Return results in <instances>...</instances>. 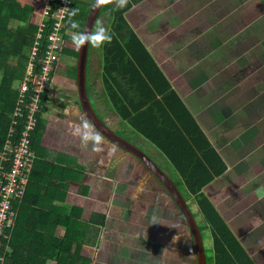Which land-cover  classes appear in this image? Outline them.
<instances>
[{
	"label": "crops",
	"instance_id": "1",
	"mask_svg": "<svg viewBox=\"0 0 264 264\" xmlns=\"http://www.w3.org/2000/svg\"><path fill=\"white\" fill-rule=\"evenodd\" d=\"M154 1L157 5H153L152 0H142L133 4L124 13L126 23L143 43L213 149L226 164L225 171L202 188L203 193L221 217L224 213L229 214L226 217L229 221H224L254 264H264V236L262 231L258 230L259 223H264V202L250 201L257 205L256 208L255 205L253 206L254 210L247 205L229 210L227 197L225 200L222 199L221 203H217L218 201L209 196L211 194L208 190L214 187L218 179H222L225 174L231 173L230 169H233V172L238 171L239 178L246 176L234 188L245 191L244 196H251L249 190L252 188L248 187L250 184L247 186L242 183L251 181L257 175L253 166L257 163L260 153L264 152L262 151L264 130L249 119L243 120L246 114L239 113L231 107L236 106L231 102L234 99L232 96L236 94L235 91L229 98H224L222 95L218 99L211 85L205 86L199 81L202 79L200 75L206 62L200 67L196 65L201 69L194 77L197 79L193 89L197 104L192 102L187 91L182 95L178 85L184 81L186 73L188 74L193 67L187 65L180 68L172 61L174 54L180 56H177L179 59L185 55L192 56V65L201 53L203 55L201 57L208 59V48L212 39H218L214 49L219 48L223 43V38L220 40L217 35L219 32H241L243 31L241 29L246 28L247 8L244 9L243 0ZM255 3L256 6H264L261 0ZM153 8H158L157 16V11ZM259 9L260 7L257 10ZM96 22L98 25V20H95ZM97 25H93L91 29V34L96 38V47L93 52L88 48L86 90L90 104L98 117L115 133L118 130H125L126 135L130 136L127 140L135 145V142L143 143L144 139L139 134L134 135L127 127L122 129L118 114L111 109L102 77L101 44H97V39H103L106 33L100 36ZM94 28L96 32H93ZM186 32L188 34L184 36ZM202 32L208 33L194 37L195 33L199 35ZM80 37L81 34L79 41ZM263 42L264 39L261 40L264 46ZM68 45L78 49L79 42L74 46L70 43ZM185 48L186 52H184ZM76 56L68 55V64L72 62L75 64ZM255 61L254 58L250 66H255L252 76L258 79L260 93H263L264 75H260L264 72L262 67H257ZM208 63L214 65L213 62ZM246 74L243 76L246 77ZM247 79L243 78L241 82L249 81L251 78ZM227 80L231 81L230 77ZM222 81L223 86H232L226 84L225 79ZM50 84V93L44 102L45 109L41 115L40 132H38L40 134L37 133L36 143L32 149L36 156L35 166L38 171L36 176L41 175L40 179L43 180L45 179L42 177L45 176L51 182L58 181L59 184L44 190L48 203L42 209L45 212L52 210L49 205L54 204V201L50 202L48 199L54 195L64 197L63 204L67 207L69 218L82 223L77 224L82 230L89 227V237L82 243L81 254L90 257L91 264H150L146 261H151L152 257H154L152 264H183L180 260L187 253L192 254L193 264H196L189 230L167 190L140 161L103 137L86 119L79 106L74 76L68 72V75L62 79L56 70ZM56 85H58L57 89ZM217 99L223 103L224 108L217 109ZM257 111H260V108H257ZM254 127L259 128L254 129ZM150 145L153 148L149 150L151 154L149 156L172 181H175L176 179L170 176L174 171L173 166L164 159L159 149L152 143ZM51 153H56L53 160L50 158ZM54 165L60 168L58 172L53 170ZM263 170L264 168L260 173ZM188 199H185L187 204ZM232 199L236 201L235 198ZM194 207L198 209L196 202ZM245 210L256 215L261 214L257 217L255 225H250L248 220L245 225L246 222L236 219L235 214ZM70 213L77 215L70 216ZM99 214H104L103 223L100 225L96 223L101 218ZM62 226L55 225L53 234L61 236L66 228V225ZM95 230L97 232L90 236L91 231ZM253 234L255 238H251ZM189 242L192 248H188ZM48 264H54V261H49Z\"/></svg>",
	"mask_w": 264,
	"mask_h": 264
},
{
	"label": "trees",
	"instance_id": "2",
	"mask_svg": "<svg viewBox=\"0 0 264 264\" xmlns=\"http://www.w3.org/2000/svg\"><path fill=\"white\" fill-rule=\"evenodd\" d=\"M141 1L117 0L111 5L108 0H104L96 18L97 21L102 13L109 17V29L103 39H97V44H101L102 77L111 109L118 114L122 129L130 128L133 133L139 134L152 143L173 166V172L176 174V177H172L176 179L173 181L174 184L179 190L182 185L184 199L191 196L198 206L202 219V222L198 223L201 237L202 230L205 228L210 233L212 243L210 262L212 264H254L202 191L206 184L225 171L226 164L213 149L202 129L143 43L126 23L124 13L133 4ZM261 1L264 3V0ZM91 2L92 0H71V11L63 18L59 29L64 44L58 55L74 57L77 55V49L67 45V40L69 43L74 41L78 44L79 34L83 30ZM49 4L53 8L52 3L49 2ZM28 10H31L28 3H21L17 0H0V70H2L0 72V150L7 138L10 126L15 130L12 137L14 144L23 128L27 108L21 107L22 112L19 115L14 114L18 106L17 98L21 85L20 82L16 84V80L27 84L28 89L24 99L30 101L33 96V83L26 80V68L32 62L33 71L40 72L45 47L43 39L53 23L51 17L43 19L39 13L41 19L37 21L43 22V26L41 31H38L37 22L28 23L26 21L29 15ZM11 15L15 16L12 19L21 21L24 26L8 29L5 23ZM94 25H97V22H94ZM37 32H42L39 48L35 58H31L30 48ZM95 40V36L91 34L89 45L95 44ZM59 58L61 57L57 56L56 62L52 65L51 78L56 70L60 71ZM67 68L68 70L65 69L66 75L68 72L72 75L71 65L67 64ZM72 70L74 73L72 76L75 79V64ZM47 91L48 88L39 94L38 108L34 113L36 124L30 134L31 149L36 143L37 133L40 132L41 115L45 109L44 102L48 97ZM116 132L129 139L125 130ZM35 161L34 154V162L24 196L17 204L14 226L4 230L7 234L6 238L0 236L1 264H48L49 261H54V264H91L92 259L81 254L82 243L89 237V227L82 230L77 225L82 223L69 218L67 207L63 204L64 197L54 195L48 199L50 202L54 201V204L49 205L52 210L45 212L42 209L48 203L44 190H47L49 186H57L59 182H51L48 178H45V181L40 179L41 175L37 177ZM54 192L57 194V191L54 190ZM69 215L77 214L70 213ZM99 216L101 218L96 223L100 225L103 223L104 214H99ZM57 224L66 225L61 236L53 234L54 226ZM96 232L97 230L91 231L90 236ZM205 258L207 264L209 258L206 254Z\"/></svg>",
	"mask_w": 264,
	"mask_h": 264
},
{
	"label": "rangeland",
	"instance_id": "3",
	"mask_svg": "<svg viewBox=\"0 0 264 264\" xmlns=\"http://www.w3.org/2000/svg\"><path fill=\"white\" fill-rule=\"evenodd\" d=\"M17 1L19 2L28 1L29 2L28 4L30 5L31 10H28L29 15L27 16L26 21L28 23L37 22L38 25H40L41 21H37V20L43 17V13L41 9H43L42 7H44L43 6L44 0H17ZM80 1H85V0H80ZM116 1L117 0H108V3L113 5L116 3ZM183 1H186V0H183ZM256 1L258 2V0H243L242 5L245 4L244 9L247 8L246 9V22H247L246 28L241 29L243 30L241 32H219L217 35L219 36L220 40L223 38V43L221 44V46H219V48L217 47L216 49H214L213 47L218 43V39H212V42H210L212 47L209 46L208 48V51H209L208 59L206 58L205 60V57H201L203 56L201 53V55L195 59L196 61L194 62V65H192L191 63L193 59L192 56L188 57L187 55H185L184 57H181L179 59L178 57L180 56L176 54L174 55L171 54V55L173 56L172 61L174 62L175 65H177V67L181 68L187 65H190L191 68L193 67V69L190 70L188 74L186 73L184 81L179 83L178 85V90L182 93V95H184L183 92L187 91L188 94L190 95L189 98L192 100V102L194 101L196 103V95H194L193 89H194L197 79L194 77L201 70L199 67L203 66L204 63L206 62V66L204 65L203 72L200 75L202 79L199 81H201V83H203L205 86L207 84L211 85L212 86L211 89L216 93L215 95L217 96L218 99L222 97V95L224 98L225 97L229 98L230 96H232V92L235 91L236 94L232 96V98L234 99H232L231 102L235 103L236 106L235 107L231 106V107L238 110L239 113L246 114L243 120L249 119L251 122L255 123L257 126H260L261 129L264 130V91L263 93H260V89H259L260 83H258V79L255 76H252L253 74L252 72L254 71L253 67L255 66L250 67L251 63L253 62V59L255 58L256 59L255 63L257 67L258 68L262 67V70L264 72V46L261 43V40L263 41L264 39V6L263 5L256 6V3H255ZM152 2H153V5H157V2H155L154 0H152ZM258 7H260L259 10H257ZM154 10L157 11L156 12V16H157V13H159L158 8ZM39 12H40L41 18L39 17ZM13 17L15 16L14 15L9 16V18L7 19L5 23V26L8 29L22 28L24 24L21 21L12 19ZM97 29L100 31V33H98L100 36H103L104 33H106L107 30L109 29V17L106 14L102 13L98 17ZM93 32H96L95 28ZM207 33L208 32H202L199 35L195 33L194 37H198L201 35L203 36V35H206ZM187 34L188 32H186L184 36H186ZM213 34L215 35V32H213ZM68 44H69V40H67V45ZM70 45L74 46L76 45V43L74 41H70ZM95 47L96 45L92 43L89 46V50H92L91 52H93V49ZM184 50H185L184 52H186V48ZM60 55H58V57H61L59 58V61H58V66L60 68V71H58V75L59 77L63 79L65 75L67 74V72H65V69L68 70L67 64H68L69 57L64 54H62L61 56ZM229 58H231V60H229ZM208 62L210 63L213 62L214 65L209 64ZM70 65H71V73L73 75L74 74L73 73L74 69L72 70L73 62L70 63ZM196 65H199V67H197ZM1 71L2 70H0V72ZM256 72L260 73L259 71H256ZM245 74H246V77L243 76ZM263 75L264 74L261 73L260 76H263ZM228 77H230L231 81L227 80ZM243 78L244 79L251 78V79L246 82H241L243 81ZM224 79L226 81V84L227 83L232 84V86L231 85H230L231 87L228 85L223 86L222 80ZM16 81H17L16 84L18 82H20V84L23 82L19 80H16ZM57 87L58 85H56V89ZM227 87H230V88H227ZM50 88H51V84H49L48 86V91H47L48 95L50 93ZM218 99L216 101L217 109L224 108L223 103H221V101H219ZM257 108H260L261 113L260 111H257ZM254 112H256L257 114L255 115ZM255 128H259V127H254V129ZM134 135H138V134L134 133ZM126 136L130 139L129 135H126ZM135 143L148 156L151 155L149 150L153 147L150 145V143L147 140L145 141L144 139L143 143H138V142H135ZM51 146L53 147V144H51ZM262 151H264V147ZM51 155L52 156H50V158L53 160L56 153H51ZM261 166H264V152L262 154L260 153L259 158L257 159V163H255V165L253 166L254 171L257 173V175H255V177L252 178L251 181H248L247 183L245 182L242 183V184H246L247 186L248 184H250L248 187L252 188L251 190H249L250 191L249 193H251V196H244L243 194L246 193L245 191L234 188L236 184L238 182L241 183L246 176L244 175L243 178H239L240 175L238 174V171L235 170L233 172L232 171L233 169H230L231 173L228 172L227 174H225L224 177H222V179L221 178L218 179V181L214 183L213 188L210 187V189H208L209 193L211 194L209 196L211 198H214V200L218 201L217 203H221L222 199L225 200L227 197V202L229 204L228 205L229 210H232L233 207L243 208L244 205L245 206L247 205V207L250 206V209H252L255 204H253V202H250V201L264 202V170L260 173V170L264 167H261ZM61 169L64 170L63 168ZM53 170L55 172H58L60 168L57 165H54ZM170 176L176 177V174H174L173 172L172 174H170ZM44 179H45V176H44ZM229 182L231 184H229ZM233 188H234V191L232 190ZM180 190L181 192L184 193V189L182 185L180 186ZM235 194L237 195V197H235L236 196ZM230 195H232V198H235L236 201H233V199L230 198ZM188 198H187L188 204L195 216L197 224L201 223L202 219L199 214V211L198 209L194 207V203H195L194 199L191 196H189ZM256 206L257 205H255V208ZM260 215L261 214L256 215L255 213H251L249 210L248 211L245 210L242 213L235 214V216L237 217L236 219L240 221H244V222L248 220L251 223L250 225H255L256 224L255 222L257 221V217L258 216L260 217ZM227 216H229V214L228 215H226L225 213L224 215L222 214V217L226 222L229 221V219L226 218ZM183 225L184 223L182 222V226ZM245 225H247V222ZM259 225L260 227L258 230L262 231L263 233L262 235L264 236V223H259ZM251 238H255V235L253 234ZM202 241H203L205 254L209 258V256L211 255V238H210V233L207 228L202 230ZM187 245H188V248H192V244L190 242L187 243ZM184 246H186V243H184ZM210 260L211 259L209 258L207 264H212ZM153 261H154V257H152L151 261H146V262L152 264ZM180 261H182L183 264H193L192 254L191 253L185 254L183 258H181Z\"/></svg>",
	"mask_w": 264,
	"mask_h": 264
},
{
	"label": "built area",
	"instance_id": "4",
	"mask_svg": "<svg viewBox=\"0 0 264 264\" xmlns=\"http://www.w3.org/2000/svg\"><path fill=\"white\" fill-rule=\"evenodd\" d=\"M52 3L53 8L49 4ZM71 11V0H46L42 9L43 19L51 17L53 23L51 29L45 34L43 41L45 47L41 61L40 72L33 71L34 64L30 62L26 68V80L33 83V96L30 101H25L24 95L28 86L22 82L19 88L15 115L22 112L21 107H26V120L23 128L14 144V127L8 129L7 138L0 150V236L7 237L5 229H11L16 219L17 204L22 200L25 188L29 179V174L34 162V152L29 146L30 134L36 124L34 115L38 108L39 94L47 89L51 77L50 71L60 52L64 40L60 35L59 29L63 18ZM43 22L39 25V30ZM42 32H37L32 47L30 48V57L35 58L38 51ZM14 123V121H13ZM2 258L0 257V264Z\"/></svg>",
	"mask_w": 264,
	"mask_h": 264
},
{
	"label": "water",
	"instance_id": "5",
	"mask_svg": "<svg viewBox=\"0 0 264 264\" xmlns=\"http://www.w3.org/2000/svg\"><path fill=\"white\" fill-rule=\"evenodd\" d=\"M103 1L104 0H92L77 49L75 63V85L79 106L86 119L103 137L133 155L167 190L173 202L179 208L181 215L186 222L187 228L189 229V233L194 245L196 264H206L204 246L198 224L195 217L193 216V212L178 190L177 186L142 149L110 129L102 121V119L98 117L90 104V99L86 91V63L89 48V38L91 35V29L94 25Z\"/></svg>",
	"mask_w": 264,
	"mask_h": 264
},
{
	"label": "flooded vegetation",
	"instance_id": "6",
	"mask_svg": "<svg viewBox=\"0 0 264 264\" xmlns=\"http://www.w3.org/2000/svg\"><path fill=\"white\" fill-rule=\"evenodd\" d=\"M87 61H88V54H87ZM55 62H56V61H55ZM55 62H54V63H55ZM74 62L76 63V60H75ZM184 222H185V221H184ZM185 224H186V222H185ZM186 226H187V225H186ZM187 229H188V228H187ZM188 230H189V229H188Z\"/></svg>",
	"mask_w": 264,
	"mask_h": 264
}]
</instances>
